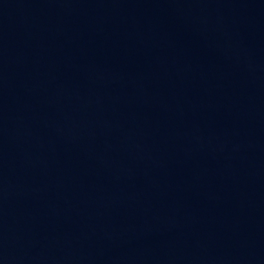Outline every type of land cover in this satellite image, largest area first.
<instances>
[{"label": "water", "instance_id": "1", "mask_svg": "<svg viewBox=\"0 0 264 264\" xmlns=\"http://www.w3.org/2000/svg\"><path fill=\"white\" fill-rule=\"evenodd\" d=\"M0 264H264V0H0Z\"/></svg>", "mask_w": 264, "mask_h": 264}]
</instances>
